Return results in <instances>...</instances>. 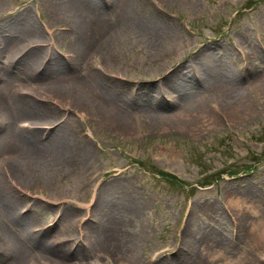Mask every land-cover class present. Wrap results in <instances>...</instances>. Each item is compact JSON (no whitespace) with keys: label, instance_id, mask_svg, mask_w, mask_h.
<instances>
[{"label":"rangeland","instance_id":"rangeland-1","mask_svg":"<svg viewBox=\"0 0 264 264\" xmlns=\"http://www.w3.org/2000/svg\"><path fill=\"white\" fill-rule=\"evenodd\" d=\"M82 1L0 0V264H264V0Z\"/></svg>","mask_w":264,"mask_h":264},{"label":"bare ground","instance_id":"bare-ground-1","mask_svg":"<svg viewBox=\"0 0 264 264\" xmlns=\"http://www.w3.org/2000/svg\"><path fill=\"white\" fill-rule=\"evenodd\" d=\"M82 2L84 3V1L81 0V3ZM126 6H127V3L125 2V0H121V3L119 4V8H120L119 9L120 10L119 11V14L123 18H125V16H123V15H125L124 13H126V11H125V9L127 8ZM104 15H107V13H104ZM102 25L103 26L101 27L100 34L98 33L97 30H92V28H90V31L91 32L84 33V35H83L84 38L87 37V35L89 34L90 35V38H93L94 37L95 40H102V39H104V34H107L108 30L110 29V25L108 23H105V22H103ZM163 29L166 32L165 28H163ZM86 31H87V28H86ZM93 32H94V34H91ZM96 34H99V36H97ZM82 40H83V37H82ZM80 44H82V42H80ZM71 76L74 77V78L75 77H77V78L79 77L78 76V73H74V75L71 74ZM171 79H173L172 76L169 78V83L168 82L167 83L170 86H173L172 83H171V81H172ZM224 81H225V78H222L221 80H218V82H214L213 85H212V89H213L214 92H219V93H221L223 95H226L227 97H232L233 96V93H234V88L232 86L228 85L226 83V81L225 82ZM175 92H178V91H175ZM97 96L99 98H101V102H102V104L105 107L112 108L113 110L116 109V101L114 99H112L110 97H108V98L107 97H103V96L100 97L99 94H97ZM2 98L5 99V97H2ZM37 99H39V98H37ZM6 101H7L6 102L7 107L9 109H11V110H13L15 108L14 102H16V103L18 102V100H13V101L12 100H9L8 101L7 99H6ZM188 101H192V100L188 99ZM175 103H177V102H175ZM18 105H21L22 108H30V103L26 102L25 100H21V102L18 103ZM33 105H36V102H34ZM33 107H35V106H33ZM179 107L182 108V109H180V112H179L180 114L178 115L179 117H183L185 119H188V118L191 117V115L188 113V109L190 107V105H188V103H183L182 104V102H180V106ZM220 108H221V105H220ZM205 117L206 116L204 115V117L202 118L201 122L199 123L202 126L205 125V124L208 125V122H210ZM68 133L66 132V134H68ZM50 144H51V142H49V143H45L44 142L43 143V142L35 141L34 140V136L33 137L32 136L31 137H27V138H24V139H22V138H12V143L10 145V149H18L20 151H23L24 150V152L33 153L34 154V152H37V150L41 149L42 147L43 148L44 147L45 148L46 147H49ZM85 150L88 151L87 149H85ZM5 196L9 200V201H6V205L7 204L9 205L10 202L13 203V198L14 197H17L16 194H13L11 192H8L7 195H2V198L4 199ZM17 200H19V198H17ZM230 202H231V204H233L234 207H237L236 206L237 204H236V202L233 199H230ZM15 220H16V222H18L23 227L25 226L26 222L28 221L27 219H25L23 217H20V216H15ZM79 231H80V234H82V230L80 229ZM39 235H36L38 237H36V239L34 240V242L36 244V248H38L39 251H42V252L48 254L49 257H51L52 255H54V256L59 257L60 260H63L65 257L68 256V253H70L68 250H65L63 248L59 249L56 245H54V243H51V241L49 239H46V237L43 236V234L40 235V236ZM258 236H259V240L260 239L261 240H264V224L262 225V227H260V229L258 231ZM103 247L108 248L109 247V244L106 242V244H104ZM27 259H28V257L26 258V260ZM13 264H18V262H13ZM47 264H50V263H47Z\"/></svg>","mask_w":264,"mask_h":264}]
</instances>
